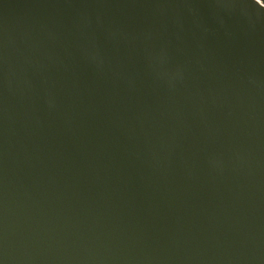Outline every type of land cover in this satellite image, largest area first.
<instances>
[{"label":"water","instance_id":"1","mask_svg":"<svg viewBox=\"0 0 264 264\" xmlns=\"http://www.w3.org/2000/svg\"><path fill=\"white\" fill-rule=\"evenodd\" d=\"M0 264H264V0H0Z\"/></svg>","mask_w":264,"mask_h":264}]
</instances>
